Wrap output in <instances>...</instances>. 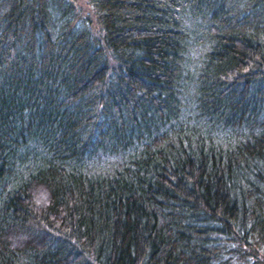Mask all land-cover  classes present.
Instances as JSON below:
<instances>
[{
  "label": "trees",
  "instance_id": "trees-1",
  "mask_svg": "<svg viewBox=\"0 0 264 264\" xmlns=\"http://www.w3.org/2000/svg\"><path fill=\"white\" fill-rule=\"evenodd\" d=\"M0 264H264V0H0Z\"/></svg>",
  "mask_w": 264,
  "mask_h": 264
},
{
  "label": "rangeland",
  "instance_id": "rangeland-1",
  "mask_svg": "<svg viewBox=\"0 0 264 264\" xmlns=\"http://www.w3.org/2000/svg\"><path fill=\"white\" fill-rule=\"evenodd\" d=\"M77 2L82 4V3H84V0H77Z\"/></svg>",
  "mask_w": 264,
  "mask_h": 264
}]
</instances>
